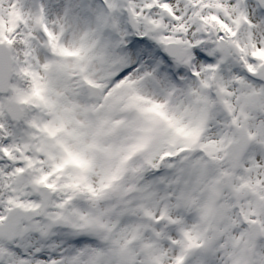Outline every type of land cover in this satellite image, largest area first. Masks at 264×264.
<instances>
[{"label": "snow or ice", "instance_id": "1", "mask_svg": "<svg viewBox=\"0 0 264 264\" xmlns=\"http://www.w3.org/2000/svg\"><path fill=\"white\" fill-rule=\"evenodd\" d=\"M0 264H264V0H0Z\"/></svg>", "mask_w": 264, "mask_h": 264}]
</instances>
